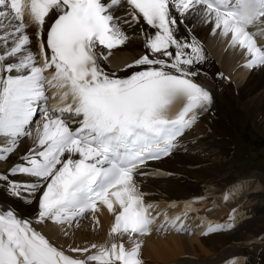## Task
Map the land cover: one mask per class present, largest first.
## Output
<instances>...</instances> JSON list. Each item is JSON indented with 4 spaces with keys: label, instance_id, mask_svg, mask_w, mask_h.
Segmentation results:
<instances>
[{
    "label": "snow or ice",
    "instance_id": "obj_1",
    "mask_svg": "<svg viewBox=\"0 0 264 264\" xmlns=\"http://www.w3.org/2000/svg\"><path fill=\"white\" fill-rule=\"evenodd\" d=\"M192 16L230 36L244 67H264V44L250 30L264 27V0L251 11L249 0H0V162L8 165L0 191L36 204L35 224L52 222L65 236L100 206L112 217L111 241L66 253L32 220L0 207V264H145L139 238L154 231L190 233V219L202 221L201 235L236 227L237 209L222 222L192 217L193 201L204 199L196 197L169 214L156 211L142 188V180L166 175L150 164L181 148L214 104L200 82L208 57L186 35ZM136 28L141 54L118 70L123 75L107 70L112 51ZM24 140L31 144L16 155ZM238 189L230 186L223 200Z\"/></svg>",
    "mask_w": 264,
    "mask_h": 264
},
{
    "label": "bare ground",
    "instance_id": "obj_2",
    "mask_svg": "<svg viewBox=\"0 0 264 264\" xmlns=\"http://www.w3.org/2000/svg\"><path fill=\"white\" fill-rule=\"evenodd\" d=\"M7 23L4 20V24ZM187 23L189 33L186 35L189 38L194 36L208 57L203 65L208 75H202L200 81L211 87L214 104L211 111L201 115L196 124L185 133L181 141L182 147L156 165L155 169L164 170L166 175L163 178L142 180V187L148 194V200H153V197L160 201L170 198H204L193 201L192 207L197 211L190 213L192 217L225 221L232 215V210L237 209V220L247 209L251 218L242 227L217 234L201 235L200 232L205 229L198 227L202 224L198 219L188 221L194 225L190 233L154 231L149 236L139 238L143 240L142 256L145 264H214L228 256L237 245L239 250L248 251L244 242L251 241L260 234L263 235L260 254L264 256V211L258 215L259 208L264 204L262 178L257 175V178H253L251 174H255V171L251 174L236 172L242 157L251 159L248 154L242 153L246 151L243 142L241 143L242 128L249 121L264 133V67L252 71L243 69L241 62L246 57L241 54L239 47L230 45V36L212 34V25L195 16L189 18ZM7 30L9 29H4ZM130 32L140 34L138 28ZM139 41L141 42L137 38L113 53L111 59L115 67L132 62L141 54L142 42L140 44ZM217 73L227 77V80L217 79ZM35 119L39 120L40 117ZM32 127L35 128L36 124L33 123ZM30 144V140H24L16 155L24 153ZM235 144L242 151L237 150ZM16 155L11 160H15ZM7 166L0 162V171H5ZM255 168L264 170V167ZM236 185L239 186L238 192L231 193L229 200L224 201L223 194L230 192V186ZM0 207H10L19 216L32 220L37 231L45 234L66 253L70 247H83L93 243L103 245L112 240L109 236L112 217L104 207H100L93 216L88 215L74 223L68 229L67 236L60 226L52 222L35 224L37 206L34 203L25 204L0 191ZM183 207L176 205L166 210L169 214H174L181 212ZM160 208L164 206L160 205ZM115 239L119 241L121 238L117 236ZM125 241L127 243V238ZM257 246L259 244L253 243L252 249ZM258 262L261 261L256 258L255 264Z\"/></svg>",
    "mask_w": 264,
    "mask_h": 264
},
{
    "label": "rangeland",
    "instance_id": "obj_3",
    "mask_svg": "<svg viewBox=\"0 0 264 264\" xmlns=\"http://www.w3.org/2000/svg\"><path fill=\"white\" fill-rule=\"evenodd\" d=\"M264 119V118H263ZM248 124L247 128V144L249 145L250 148V156L251 159L247 157H242L239 161H241V170L244 173H252V171H255L256 173H260L261 171L263 172L264 170L260 167L264 166V133L262 131H258L255 126L251 122H247ZM244 127L242 128L243 131ZM242 143V141H241ZM243 144V143H242ZM236 147V144H235ZM258 166L260 169L255 170L256 166ZM262 165V166H261ZM238 174H240V168L236 170ZM251 174L253 178H257V176H261V174ZM242 175H247V174H242ZM264 211V204L261 205L259 208V213L260 215ZM245 214H247L248 211H244ZM253 243H250L249 246H251Z\"/></svg>",
    "mask_w": 264,
    "mask_h": 264
},
{
    "label": "clouds",
    "instance_id": "obj_4",
    "mask_svg": "<svg viewBox=\"0 0 264 264\" xmlns=\"http://www.w3.org/2000/svg\"><path fill=\"white\" fill-rule=\"evenodd\" d=\"M255 7V0H249V10L251 11Z\"/></svg>",
    "mask_w": 264,
    "mask_h": 264
}]
</instances>
